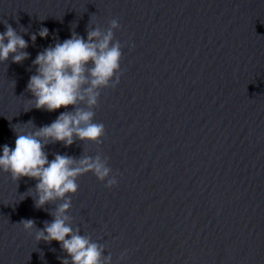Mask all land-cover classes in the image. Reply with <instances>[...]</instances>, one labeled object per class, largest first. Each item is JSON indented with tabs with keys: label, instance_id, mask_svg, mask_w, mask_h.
I'll return each instance as SVG.
<instances>
[{
	"label": "water",
	"instance_id": "obj_1",
	"mask_svg": "<svg viewBox=\"0 0 264 264\" xmlns=\"http://www.w3.org/2000/svg\"><path fill=\"white\" fill-rule=\"evenodd\" d=\"M113 18L122 57L119 82L93 108L100 143L44 149L49 160L100 154L117 176L106 187L80 175L69 223L111 264H264V0H0V32L10 24L29 53L0 63V145L14 146L13 127L38 128L65 110L31 107L37 53ZM42 26L48 36L33 42ZM35 183L0 172V264L67 256L18 224L53 219L54 203L36 208L26 193Z\"/></svg>",
	"mask_w": 264,
	"mask_h": 264
},
{
	"label": "clouds",
	"instance_id": "obj_2",
	"mask_svg": "<svg viewBox=\"0 0 264 264\" xmlns=\"http://www.w3.org/2000/svg\"><path fill=\"white\" fill-rule=\"evenodd\" d=\"M0 32V63H19L29 56L24 51L27 41L7 22ZM119 28L117 19L109 21L106 30L89 27L86 37L72 31L68 38L57 41L38 52L32 60L35 74L29 76L26 90L32 94V106L36 109L55 111L64 108L56 119L47 125L35 127L31 121L15 133L14 146L0 145V172L8 173L14 181L21 177L36 180L33 196L34 206L43 208L54 203L53 219L44 222L42 228H35L33 219H22L18 224L34 239L59 243L67 253L61 264H111V256H103V246L90 235L81 234L79 228L69 223L68 210L71 196L78 190L77 178L91 172L98 180L106 181V187L117 184L116 174H111L107 158L100 154L82 156L77 159L64 154H55L49 160L44 150L50 142L59 141L65 146L74 140L100 143L104 125L94 121V106L97 105L100 90L115 87L119 82L122 44L114 40L113 30ZM49 29L41 27L30 39L48 36ZM13 81V85H14ZM83 102L85 107L77 106ZM73 110H67L68 106ZM21 199L24 195H21ZM58 202V203H55ZM123 255V254H122ZM103 256V259H102Z\"/></svg>",
	"mask_w": 264,
	"mask_h": 264
}]
</instances>
